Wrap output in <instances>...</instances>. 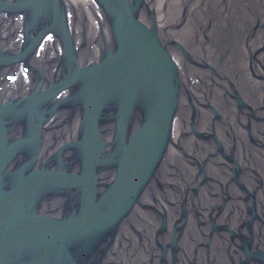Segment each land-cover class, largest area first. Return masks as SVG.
<instances>
[{
    "label": "water",
    "instance_id": "water-1",
    "mask_svg": "<svg viewBox=\"0 0 264 264\" xmlns=\"http://www.w3.org/2000/svg\"><path fill=\"white\" fill-rule=\"evenodd\" d=\"M223 2L0 0V264H264V0Z\"/></svg>",
    "mask_w": 264,
    "mask_h": 264
},
{
    "label": "flooded vegetation",
    "instance_id": "flooded-vegetation-1",
    "mask_svg": "<svg viewBox=\"0 0 264 264\" xmlns=\"http://www.w3.org/2000/svg\"><path fill=\"white\" fill-rule=\"evenodd\" d=\"M224 0H213V7L215 9V11L219 14V17L223 20L224 19V10H225V6H224ZM223 8V9H222Z\"/></svg>",
    "mask_w": 264,
    "mask_h": 264
}]
</instances>
